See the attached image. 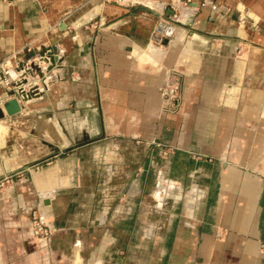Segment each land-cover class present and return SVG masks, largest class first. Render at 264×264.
Returning <instances> with one entry per match:
<instances>
[{
	"label": "crops",
	"instance_id": "0c3cea01",
	"mask_svg": "<svg viewBox=\"0 0 264 264\" xmlns=\"http://www.w3.org/2000/svg\"><path fill=\"white\" fill-rule=\"evenodd\" d=\"M182 1L0 0V61L65 48L0 118V264H264V0Z\"/></svg>",
	"mask_w": 264,
	"mask_h": 264
},
{
	"label": "built area",
	"instance_id": "2783aa9c",
	"mask_svg": "<svg viewBox=\"0 0 264 264\" xmlns=\"http://www.w3.org/2000/svg\"><path fill=\"white\" fill-rule=\"evenodd\" d=\"M107 2L122 3L125 0H106ZM209 0H204V2ZM188 4L189 0L182 1ZM91 25H96V22ZM65 48L60 42L48 44L43 49L33 50L19 64H12L9 59L0 61V83L6 88L9 98L0 100V107L4 109V103L12 98H17L19 103L44 95L50 84L63 76L62 60ZM180 80L173 73L169 82L163 89V94L173 106L178 105L180 99ZM6 113V111H5ZM10 178V176H6ZM0 179V185L4 184ZM32 228L35 237L48 238L53 230L47 213L36 208L32 211Z\"/></svg>",
	"mask_w": 264,
	"mask_h": 264
},
{
	"label": "water",
	"instance_id": "95a60500",
	"mask_svg": "<svg viewBox=\"0 0 264 264\" xmlns=\"http://www.w3.org/2000/svg\"><path fill=\"white\" fill-rule=\"evenodd\" d=\"M4 109L8 115H14L21 110V104L17 98H12L4 103ZM5 111L0 107V118L5 116Z\"/></svg>",
	"mask_w": 264,
	"mask_h": 264
},
{
	"label": "rangeland",
	"instance_id": "374dc122",
	"mask_svg": "<svg viewBox=\"0 0 264 264\" xmlns=\"http://www.w3.org/2000/svg\"><path fill=\"white\" fill-rule=\"evenodd\" d=\"M0 179H4V182H3L4 184L0 185V189H1V188H4L7 185L8 181L10 180V178L7 179L6 176H4V177H2ZM163 194H164L163 185L162 186H157L155 188V195L158 196V195H163Z\"/></svg>",
	"mask_w": 264,
	"mask_h": 264
}]
</instances>
